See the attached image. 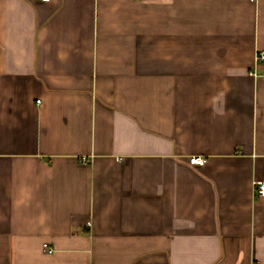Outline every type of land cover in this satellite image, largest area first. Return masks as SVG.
<instances>
[{"label":"crops","instance_id":"crops-1","mask_svg":"<svg viewBox=\"0 0 264 264\" xmlns=\"http://www.w3.org/2000/svg\"><path fill=\"white\" fill-rule=\"evenodd\" d=\"M260 53L264 0H0V264H264Z\"/></svg>","mask_w":264,"mask_h":264},{"label":"built area","instance_id":"built-area-1","mask_svg":"<svg viewBox=\"0 0 264 264\" xmlns=\"http://www.w3.org/2000/svg\"><path fill=\"white\" fill-rule=\"evenodd\" d=\"M43 1H48V0H43ZM264 59V53H260L257 57L256 60L260 61ZM188 162L193 165H201L204 163V158L201 156H192L188 159ZM254 194L255 198H261L264 197V181H254ZM87 226H90V222L86 223ZM45 248H48L47 250L50 252L52 249H50L46 244H44Z\"/></svg>","mask_w":264,"mask_h":264}]
</instances>
